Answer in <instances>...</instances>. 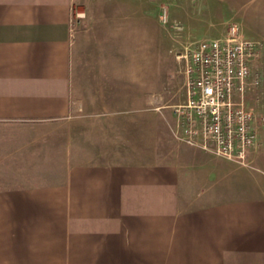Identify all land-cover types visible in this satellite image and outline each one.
Here are the masks:
<instances>
[{
  "label": "crops",
  "instance_id": "obj_1",
  "mask_svg": "<svg viewBox=\"0 0 264 264\" xmlns=\"http://www.w3.org/2000/svg\"><path fill=\"white\" fill-rule=\"evenodd\" d=\"M83 4L0 0V264H264V122L250 165L179 142L172 110L155 128L129 13ZM238 5L264 39V0ZM250 70L264 114V50Z\"/></svg>",
  "mask_w": 264,
  "mask_h": 264
},
{
  "label": "built area",
  "instance_id": "obj_2",
  "mask_svg": "<svg viewBox=\"0 0 264 264\" xmlns=\"http://www.w3.org/2000/svg\"><path fill=\"white\" fill-rule=\"evenodd\" d=\"M262 50L264 39L245 36L235 22L221 36L201 38L179 50L184 100L172 110L177 140L240 165L251 164L253 122H264V114L246 106L244 91L250 62Z\"/></svg>",
  "mask_w": 264,
  "mask_h": 264
},
{
  "label": "rangeland",
  "instance_id": "obj_3",
  "mask_svg": "<svg viewBox=\"0 0 264 264\" xmlns=\"http://www.w3.org/2000/svg\"><path fill=\"white\" fill-rule=\"evenodd\" d=\"M243 1L246 0H82L83 5L89 7L90 17H94L95 6H104L106 10L112 6L119 14L127 11L129 20H133L136 68H141L152 95L161 96L163 101L160 111H155V104H151L150 118L155 128L160 127L164 117L169 119L175 104L184 100L183 75L176 54L191 42L221 36L231 22H235L240 31L244 24L250 27L244 22L245 16L253 20L256 14L251 15L250 10L241 13L238 4ZM163 10L166 11L164 20ZM86 17L73 12L72 30L83 25Z\"/></svg>",
  "mask_w": 264,
  "mask_h": 264
}]
</instances>
